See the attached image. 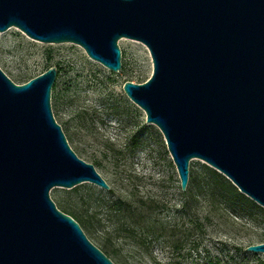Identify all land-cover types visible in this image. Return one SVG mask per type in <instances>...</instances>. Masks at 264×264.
<instances>
[{"label":"water","instance_id":"95a60500","mask_svg":"<svg viewBox=\"0 0 264 264\" xmlns=\"http://www.w3.org/2000/svg\"><path fill=\"white\" fill-rule=\"evenodd\" d=\"M11 27L114 72L118 41L142 42L151 74L123 90L162 134L181 189L200 159L264 208V0H0V31ZM56 73L16 83L0 68V264H116L49 195L109 189L53 116ZM245 250L264 256V242Z\"/></svg>","mask_w":264,"mask_h":264},{"label":"rangeland","instance_id":"374dc122","mask_svg":"<svg viewBox=\"0 0 264 264\" xmlns=\"http://www.w3.org/2000/svg\"><path fill=\"white\" fill-rule=\"evenodd\" d=\"M118 45L124 69L114 72L89 58L77 44L41 42L16 27L0 31V68L14 82L23 83L49 67L56 68L50 106L76 154L92 163L115 193L133 190L137 198L155 197L161 202L157 218L164 228L159 237L144 244L112 238L117 254L107 256L116 264H259L260 259L264 264L262 253L245 250L260 243L264 234V218L257 214H245L234 222L221 218L218 211L204 223L202 233L194 232L188 241L174 246L171 225H175L173 239L181 238L183 231L191 230L194 216L203 221L213 208L200 189L196 200L182 207L178 173L162 134L146 122L143 110L123 90L125 81L140 83L150 76V54L135 39L121 38ZM203 164L200 159L190 160L188 185L203 176ZM99 190L105 189L84 182L70 189L53 187L49 195L58 207L61 200L74 204L76 198ZM95 203L89 201L86 207L91 204L93 212ZM97 210L99 216L105 213L103 208ZM80 225L88 239L105 251L101 229L91 233ZM193 241H199L198 249L192 247Z\"/></svg>","mask_w":264,"mask_h":264},{"label":"trees","instance_id":"16d2710c","mask_svg":"<svg viewBox=\"0 0 264 264\" xmlns=\"http://www.w3.org/2000/svg\"><path fill=\"white\" fill-rule=\"evenodd\" d=\"M123 69V66H121V70ZM32 77L30 76L24 81ZM201 167L203 176L196 184L191 181L189 185L187 184L185 190L181 189L180 184L178 185L181 205L182 207H188L192 204L196 200L197 189H200L203 196L205 195L210 201L213 211L208 213L203 221L194 216L191 219L193 224L191 230L183 231L182 237L175 240L173 239L176 235L174 231L175 225H171L169 237H171L172 242H175L174 246L176 248L188 241L194 232L202 233L204 223L210 221L218 211L221 218L225 220L231 219L234 222V218L245 214L248 216L257 214L264 218V208L240 192L224 175L206 164ZM135 192L131 190L126 194H117L113 188L99 190L96 194L94 193L95 196L91 193L85 198L82 196L76 198L74 204L61 200L58 208L72 216L91 233H95L100 228L102 232L101 246L105 250L102 251L106 255L111 254L114 256L117 251L111 245L112 238H127L137 244H144L148 240H156L164 228L163 222L157 218L158 211L162 207L160 200L155 197L137 198ZM89 201L91 203L96 202L94 204L96 208L94 207L95 210L93 209V212L89 210L92 207L91 204H89L88 208L86 207ZM99 207L105 210L102 216H99L100 212L97 210ZM262 235V239L259 242H264V234ZM198 246L199 241L192 242L193 248L198 249ZM122 264L126 263L122 262ZM259 264H263V259L259 260Z\"/></svg>","mask_w":264,"mask_h":264}]
</instances>
